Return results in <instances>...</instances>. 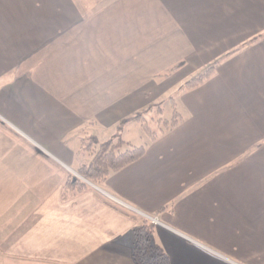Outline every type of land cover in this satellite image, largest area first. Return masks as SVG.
<instances>
[{
  "label": "crops",
  "instance_id": "obj_1",
  "mask_svg": "<svg viewBox=\"0 0 264 264\" xmlns=\"http://www.w3.org/2000/svg\"><path fill=\"white\" fill-rule=\"evenodd\" d=\"M170 94L174 127L62 196L83 132ZM147 216L169 264H264V0H0V264H134Z\"/></svg>",
  "mask_w": 264,
  "mask_h": 264
},
{
  "label": "trees",
  "instance_id": "obj_2",
  "mask_svg": "<svg viewBox=\"0 0 264 264\" xmlns=\"http://www.w3.org/2000/svg\"><path fill=\"white\" fill-rule=\"evenodd\" d=\"M177 66L178 64L173 65L171 69ZM211 69L212 66L205 69L199 75L186 80L183 83V87L189 88L199 84L208 76ZM169 99L172 108L169 118L163 117L160 105L158 103L155 104L157 116H152L154 117L152 120L156 123L157 130H151L150 126L145 123L146 117L142 116L139 112L130 117L140 121V127L148 138L146 143L137 145L122 137L121 130L128 122V118L119 121L115 133L106 140L99 141L94 135L83 132L80 137L77 154L86 153L89 156V160L78 165V174L92 183L101 184L110 172L116 171L141 157L145 152L148 142L154 140L160 133L174 127L180 118L175 101L171 97ZM152 105L147 109L153 108L154 106ZM152 108L151 112L153 111ZM85 186L86 183L82 179L69 173L63 183V194L66 192L75 193ZM163 208L160 207L158 211ZM148 221L147 218H144L142 223L133 229L134 241L131 259L134 264H169L168 256L152 242L154 225Z\"/></svg>",
  "mask_w": 264,
  "mask_h": 264
},
{
  "label": "rangeland",
  "instance_id": "obj_3",
  "mask_svg": "<svg viewBox=\"0 0 264 264\" xmlns=\"http://www.w3.org/2000/svg\"><path fill=\"white\" fill-rule=\"evenodd\" d=\"M197 75H199V74H196L195 76H197ZM170 96H171V94L169 95V97H168V95H165V96H163L162 98H161V100L160 101H157V102H154V103H151V104H153L152 106H154L152 109H153V111L151 112V108L150 109H147V108H149V106L151 105V104H149V105H147L145 108H143V109H141V110H138V111H136L135 113H137V112H139L142 116H144V117H146L145 119V123L147 124V125H149L150 126V128H151V130H157V125H155L156 123L155 122H153V118L154 117H156L157 116V114H156V106H155V104H157L158 103V105H160V107H161V109H162V115H163V117H166V118H169L170 116H171V113H172V108H171V104H170ZM146 109V110H145ZM141 111V112H140ZM134 113V114H135ZM132 116V115H131ZM130 116V117H131ZM152 116H154V117H152ZM130 117H128V122H136L137 124H130L131 126H129L128 127V131L131 133V135H129L130 137L129 138H131V141H132V143L133 144H137V145H139V144H143V143H146L147 141H148V138H147V136L144 134V132L142 131V129H141V127H140V121H137V120H134L133 118H130ZM140 127V128H139ZM117 128V127H116ZM116 131V130H115ZM87 134H88V132H86ZM114 134V133H113ZM112 134V135H113ZM112 135L110 136V137H112ZM109 137V138H110ZM80 141V140H79ZM100 141V140H99ZM87 155V154H86ZM88 156V155H87ZM88 160H89V156H88ZM87 160V161H88ZM72 175H75V176H77V177H79L80 179H82L85 183H86V186L83 188V189H85L87 186L89 187V184L91 185V184H95V185H101V184H96V183H92V182H90L89 180H86L85 178H83L81 175H79L78 174V172H77V169H76V172L75 173H71ZM64 183V182H63ZM83 189H81L80 191H82ZM80 191H77V192H80ZM77 192H75V193H77ZM75 193H71V192H66L65 194H63V186H62V196H68V195H74ZM147 220H149L148 218H147ZM143 221V220H142ZM142 221H141V223H142ZM149 223H151L152 225H155L156 223H152L150 220L148 221ZM140 223V224H141ZM139 224V225H140Z\"/></svg>",
  "mask_w": 264,
  "mask_h": 264
},
{
  "label": "built area",
  "instance_id": "obj_4",
  "mask_svg": "<svg viewBox=\"0 0 264 264\" xmlns=\"http://www.w3.org/2000/svg\"><path fill=\"white\" fill-rule=\"evenodd\" d=\"M147 218L152 222V223H159L158 219L154 216H147Z\"/></svg>",
  "mask_w": 264,
  "mask_h": 264
}]
</instances>
